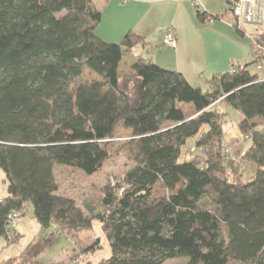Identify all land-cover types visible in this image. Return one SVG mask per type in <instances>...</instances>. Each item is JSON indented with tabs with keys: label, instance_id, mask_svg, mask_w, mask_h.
Instances as JSON below:
<instances>
[{
	"label": "trees",
	"instance_id": "trees-1",
	"mask_svg": "<svg viewBox=\"0 0 264 264\" xmlns=\"http://www.w3.org/2000/svg\"><path fill=\"white\" fill-rule=\"evenodd\" d=\"M221 15L198 10L202 20ZM101 20L97 0H0V168L9 192L0 237L13 234L9 213L32 202L41 227L70 237L99 221L111 256L78 264H264V77L250 70L264 51L253 43V61L213 74L203 90L143 55L128 63L146 38L129 30L106 41L96 33ZM256 40L264 46V32ZM220 103L241 113L238 127L253 143L249 178L225 164L237 137L226 139L231 120ZM120 125L131 137L117 148ZM114 149L134 166L97 202L58 193L57 164L95 175ZM53 235L6 264L34 263Z\"/></svg>",
	"mask_w": 264,
	"mask_h": 264
},
{
	"label": "crops",
	"instance_id": "crops-1",
	"mask_svg": "<svg viewBox=\"0 0 264 264\" xmlns=\"http://www.w3.org/2000/svg\"><path fill=\"white\" fill-rule=\"evenodd\" d=\"M211 15L202 20L194 0H97L102 20L98 36L119 42L129 30L146 38L126 56L132 63L140 54L158 65L180 71L193 86H200L204 73H223L254 60L252 41L232 24L228 0H199ZM177 32L176 48L165 46V32ZM264 77V63L259 67ZM20 233V232H18Z\"/></svg>",
	"mask_w": 264,
	"mask_h": 264
},
{
	"label": "rangeland",
	"instance_id": "rangeland-1",
	"mask_svg": "<svg viewBox=\"0 0 264 264\" xmlns=\"http://www.w3.org/2000/svg\"><path fill=\"white\" fill-rule=\"evenodd\" d=\"M248 29L250 31L254 30L253 26H248ZM127 62L129 63L130 61ZM250 70L259 74L262 72L256 64H252ZM212 75L213 73L202 74L200 86L203 90L207 89L206 80L211 78ZM84 76L95 77L96 74L85 69ZM182 106L188 113L193 110L192 106ZM217 107L220 110L227 109L229 112L231 121L226 129V139L230 141L231 137H237L235 143H230L226 146L225 150L229 155H232V161L225 158V164L235 177L249 178L253 175L254 169L252 163L245 158L244 154L246 150L252 149L253 143L250 139L244 138L238 127L241 113L226 107L224 103L218 104ZM130 137L131 131L120 125L116 130L115 140L118 142L117 148L129 140ZM192 147L194 149V146ZM201 154H203V151ZM133 166V162L129 161L123 154H119L116 149H114L101 171L95 175H88L74 166L57 164L54 173L58 193L74 198L79 204L86 200L97 202L101 196L103 186L113 178L123 177L124 173ZM8 193V182L5 179L4 171L0 168V198L7 197ZM18 232H20V236L16 240L14 238L8 240V238L0 237V264H6L7 260L12 257H20L27 245L36 237L49 236L53 232H55V235L51 237V244L32 264H74L78 258L82 262L89 260L97 263L103 258L110 257L112 253L99 221L95 220L92 228L83 230L70 237L55 225H52L49 229L41 227L34 216L32 202H27L19 211L18 221L11 229L13 234ZM96 240L100 242L101 247L95 251L84 253L85 249L94 244ZM181 263V260H168L164 264Z\"/></svg>",
	"mask_w": 264,
	"mask_h": 264
},
{
	"label": "built area",
	"instance_id": "built-area-1",
	"mask_svg": "<svg viewBox=\"0 0 264 264\" xmlns=\"http://www.w3.org/2000/svg\"><path fill=\"white\" fill-rule=\"evenodd\" d=\"M194 4L198 10H205L199 0H194ZM229 8L234 17L232 24H235L256 47L264 51V46L256 40V36L264 32V0H230ZM248 26H253L254 30L250 31ZM163 43L165 46L176 48L178 44L176 30L173 28L167 30L163 37ZM18 218L19 212L17 210L9 213L8 219L12 226L18 221ZM12 238L13 235L8 236V240H12ZM80 261L79 258L76 259L75 264H78Z\"/></svg>",
	"mask_w": 264,
	"mask_h": 264
}]
</instances>
